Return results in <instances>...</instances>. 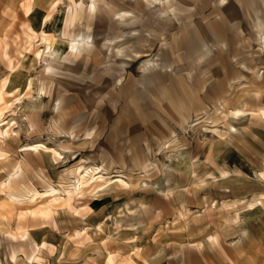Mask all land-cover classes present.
<instances>
[{"label": "rangeland", "instance_id": "374dc122", "mask_svg": "<svg viewBox=\"0 0 264 264\" xmlns=\"http://www.w3.org/2000/svg\"><path fill=\"white\" fill-rule=\"evenodd\" d=\"M94 1L0 0V264H28L34 239L49 242L35 264H264V0H227L236 18L219 0ZM80 166L107 183L63 205ZM50 185L54 215L21 217Z\"/></svg>", "mask_w": 264, "mask_h": 264}, {"label": "bare ground", "instance_id": "6f19581e", "mask_svg": "<svg viewBox=\"0 0 264 264\" xmlns=\"http://www.w3.org/2000/svg\"><path fill=\"white\" fill-rule=\"evenodd\" d=\"M154 1L157 2L158 0H154ZM166 1L167 2L169 1V6L172 7L171 6L172 3L170 2V0H166ZM196 1L197 0H186V1L183 0V2L186 5L188 3L196 2ZM211 1H213V0H201L200 2L206 8H209V6H210L209 3ZM241 1L244 4L242 7H247V8H250L252 6L251 2L256 3V0H241ZM241 1H240V3H241ZM95 2L96 1L92 0L91 5L89 6L90 10L93 12H97V10L100 9L99 5L96 4ZM219 4H221V5L227 4L228 5L227 9H228V11L231 12V17L236 18V15L238 14V10L232 3H229L227 0H219ZM201 9H203V6L199 7L196 10L195 15H199V14H201V11L205 10V9L204 10H201ZM25 10H26V14H28V15H30L33 12L31 5H27ZM176 11L177 10L175 8L174 9L172 8L170 10V13L174 14ZM123 14L127 15L128 13H123ZM120 17L123 18V17H125V15H121ZM49 19H50L49 17H46L44 20V23H46ZM217 30L218 31H221V30L224 31L222 26H219L218 24H217ZM258 30L260 32V34H259L260 35V43L264 47V26L262 24H260V26L258 27ZM28 31H29L28 38L31 41H34L35 39L39 38V42L41 44L45 43L47 45L46 50H50V47L48 45L49 40H48V38H46V36H47L46 33L42 32V34L38 35V33H36L32 29L31 26H28ZM207 33H209L208 29L203 28V27L202 28L197 27L196 32H194V34L196 36L195 37L192 36V39H194V41L196 39V43H198V44L206 43L207 38H209ZM38 36H40V37H38ZM205 37H207V38L205 39ZM91 44H92V41H90V39L88 37H86V38L82 37L81 39H75L71 43L70 52L74 53L76 56H81L83 54L82 50L83 49L85 50L86 48L91 47ZM103 46H105V44ZM149 47H151V46H149ZM36 53H37V57L40 58L42 53L39 52V50H37ZM48 53H49V51H48ZM144 55H143V53L141 54V52H140V54H138V56L140 58L143 57ZM52 57H53V55H52ZM148 63L149 62L147 61V64ZM152 69H155L154 65H153ZM230 71L228 70V72H227L228 76L231 74ZM4 95H5L4 91L0 90V105L3 102V100L5 99ZM5 106L7 107L8 103H5ZM3 110H4L3 108L0 109V123H1L2 117L4 115ZM239 114H241V111L233 112V114H230V115H232V116L234 115V116L238 117ZM29 126L32 128V130H34V128L36 127V125H34V123L31 119L29 120ZM6 135H8V131H4L0 127V137L2 136L5 138ZM22 151L30 152V153L34 152L36 154L39 152L48 151L49 153L53 154V157L55 160H60V159L65 158L63 156V154L59 153L55 149L48 148L46 145L45 146L44 145H31V146H27V147L23 148ZM2 157H4V156H2ZM20 171H21L20 167H17L16 169H14V176H17V174H19ZM102 172H103V170H101L100 168H96L95 170L90 172L89 169L85 168L84 166L77 167V169H75L74 171L71 172L74 179H75L74 183L70 187H68L67 190H65V186L61 185V190H62V192L65 193V195L67 197V199L63 200L62 204L70 206L73 199L76 196H79L82 193L83 189L86 186H90V184L94 185V189H93L94 192L96 190L104 187V184L107 183L106 182L107 178H105V176ZM119 182L123 183L122 180H119ZM119 182H117V183H119ZM61 190H57L53 185H50L44 192H38L37 190L32 191V193L29 194L28 199H27L28 204H34L38 201H43V200H47V199H50L51 204H48L47 207H39L36 209H32L31 211L25 212V214H23L21 217H23V216L25 217V216L30 215L31 217L38 216V217L47 219V217H51L52 215H54V213H55L54 207H56V206H54V203L57 204V202L60 200V198L58 197L59 196L58 194L61 192ZM10 199L16 203H22L23 202V200L21 198H17V197L11 196V195H10ZM132 212L134 213L135 210H132L131 213ZM19 230H22V231L18 232V235H17L18 238L20 237L21 239H24L25 236L27 235V230H23L21 228H19ZM13 237H16V236L14 235ZM211 240L213 241V243L215 241H217V239L215 237H213ZM45 247H46L45 243L42 245L36 244L34 246L32 254L27 257L28 264H35V263L41 261V256L39 255V253ZM11 257H12L13 261L17 260L16 255H12Z\"/></svg>", "mask_w": 264, "mask_h": 264}, {"label": "crops", "instance_id": "0c3cea01", "mask_svg": "<svg viewBox=\"0 0 264 264\" xmlns=\"http://www.w3.org/2000/svg\"><path fill=\"white\" fill-rule=\"evenodd\" d=\"M51 217H52V216H51ZM85 229H86V228H84V229H82V230H85ZM82 230H81V231L78 230L79 232H77V233H78V235H80V236H78L77 239H75V240H79V241H81V240L84 239L85 236H87V235L89 234L88 232H85L84 234H81V233H82ZM87 230H89V229H87ZM99 230H102V229L100 228ZM102 232H103V231H102ZM98 234H101V233L98 232ZM70 235H71V236H70ZM67 236H68V238H70V237H71V238H73V237L76 238L75 233H74V234H72V233H68ZM26 238H27V237L25 236L24 239H26ZM71 238L67 240V241H68V247H69V250L72 249V248H73V249L75 248V243H74V241H73ZM19 239H21V238H19ZM39 239H44V237H43V236H40ZM33 241H35V243L38 244V245H39V244L42 245V244H44V243L46 244V246L49 245V242H46V240H41L40 243H38L35 239H34ZM36 244H35V245H36ZM59 248H60V247H59ZM33 249H34V248H33ZM32 252H33V251H32ZM32 252H31L30 254L28 253V254L25 255V256H23V254H22V255L19 254V255L25 257V258H26L25 261L28 263V261H27V257H28L29 255H31ZM13 255H15V254H13ZM19 255L17 256V254H16L17 257H19Z\"/></svg>", "mask_w": 264, "mask_h": 264}]
</instances>
